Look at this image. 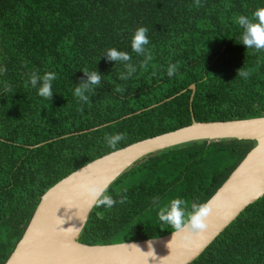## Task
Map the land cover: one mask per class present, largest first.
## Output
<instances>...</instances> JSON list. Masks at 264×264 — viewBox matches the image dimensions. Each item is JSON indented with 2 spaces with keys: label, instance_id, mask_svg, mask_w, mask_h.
I'll return each mask as SVG.
<instances>
[{
  "label": "trees",
  "instance_id": "obj_1",
  "mask_svg": "<svg viewBox=\"0 0 264 264\" xmlns=\"http://www.w3.org/2000/svg\"><path fill=\"white\" fill-rule=\"evenodd\" d=\"M260 6L264 0H201L198 7L194 0H0V264L41 195L90 161L187 126L192 117L264 116V50L239 43L232 20ZM141 25L148 29V68L118 80L123 66L103 53L115 47L138 64L143 57L131 52L130 37ZM169 63L177 65L172 77ZM84 68L102 74L87 103L72 95ZM240 68L247 79L237 75ZM32 71L57 73L50 100L26 86ZM117 85L124 90L117 93ZM115 133L124 139L110 148L105 136ZM255 144L197 140L141 158L109 185L124 202L94 205L78 241L106 245L176 230L158 221L157 206L176 196L189 209L205 203ZM188 264H264V194Z\"/></svg>",
  "mask_w": 264,
  "mask_h": 264
},
{
  "label": "water",
  "instance_id": "obj_2",
  "mask_svg": "<svg viewBox=\"0 0 264 264\" xmlns=\"http://www.w3.org/2000/svg\"><path fill=\"white\" fill-rule=\"evenodd\" d=\"M194 88V84L189 86L190 102ZM225 138L255 140L256 144L205 202L210 211L202 231L191 234L188 239H184L185 229L150 239L106 245L78 241L94 207L81 185L89 180L110 185L141 158L171 146ZM263 194L264 116L210 122H197L192 117L187 126L102 155L47 189L5 264H188ZM76 227H80L78 233L74 231Z\"/></svg>",
  "mask_w": 264,
  "mask_h": 264
},
{
  "label": "clouds",
  "instance_id": "obj_3",
  "mask_svg": "<svg viewBox=\"0 0 264 264\" xmlns=\"http://www.w3.org/2000/svg\"><path fill=\"white\" fill-rule=\"evenodd\" d=\"M195 6H200L201 0H194ZM233 23L241 29L239 43H242L246 49L256 51L264 50V6L257 7L250 16L243 14L235 15ZM148 29L141 25L138 26L131 34L130 48L131 52L143 59L139 63L132 62V56L129 52L118 50L110 47L104 51L108 60L119 62L123 66V71L117 74L118 80L127 81L134 73L140 69H147L151 56L148 54L146 46L149 45ZM6 69L0 65V75L5 73ZM84 78L73 89L72 95L81 103L89 101V94L92 93L96 86L101 84L102 74L98 70L82 69ZM167 75L172 77L177 72V65L169 63L166 69ZM249 71L239 69L237 75L247 79ZM25 81L26 86L36 89V94L47 100L53 95V81L57 79L55 71H44L43 73L32 71L27 74ZM124 89L117 85L115 91L122 92ZM124 139L123 134L115 133L105 136V142L108 147L114 148L119 141ZM82 191L89 198L91 204L111 208L116 203H123L124 198L114 199L109 192V182H98L89 180L81 185ZM209 207L205 203L193 201L190 209L185 199L180 196L172 197L166 203L158 205L156 216L159 222L170 225L177 231L187 230L184 239L190 238L191 234L199 233L206 227V218L209 214ZM80 227L75 228L78 233ZM174 235V233H173ZM151 247V245H149Z\"/></svg>",
  "mask_w": 264,
  "mask_h": 264
}]
</instances>
